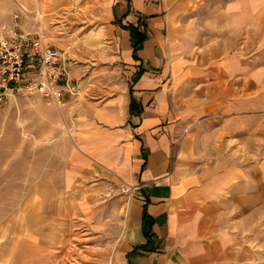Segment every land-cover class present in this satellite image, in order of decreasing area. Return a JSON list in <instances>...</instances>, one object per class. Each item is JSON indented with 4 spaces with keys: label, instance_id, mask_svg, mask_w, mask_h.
<instances>
[{
    "label": "crops",
    "instance_id": "crops-1",
    "mask_svg": "<svg viewBox=\"0 0 264 264\" xmlns=\"http://www.w3.org/2000/svg\"><path fill=\"white\" fill-rule=\"evenodd\" d=\"M13 2L75 92L0 111L26 133L0 264H50L82 189L109 182L127 199L112 264H264V0Z\"/></svg>",
    "mask_w": 264,
    "mask_h": 264
},
{
    "label": "rangeland",
    "instance_id": "rangeland-1",
    "mask_svg": "<svg viewBox=\"0 0 264 264\" xmlns=\"http://www.w3.org/2000/svg\"><path fill=\"white\" fill-rule=\"evenodd\" d=\"M13 6V0H0V27L14 21L17 13ZM50 38L52 42L60 40L58 34ZM10 99L0 111L10 107ZM9 120L8 115H3L0 127V219L11 218L25 199L24 191H21L25 181L12 178L25 173L24 144L15 148L16 142L25 140V128L17 129ZM17 150L23 154L17 155ZM110 183L82 189L76 202L81 211H76L67 221L69 226L57 229L56 256L50 264H109L119 239L127 202L123 189ZM13 230L11 228V233Z\"/></svg>",
    "mask_w": 264,
    "mask_h": 264
},
{
    "label": "built area",
    "instance_id": "built-area-1",
    "mask_svg": "<svg viewBox=\"0 0 264 264\" xmlns=\"http://www.w3.org/2000/svg\"><path fill=\"white\" fill-rule=\"evenodd\" d=\"M0 27V107L10 98L40 97L61 103L73 94L62 53L47 42L43 31L24 32L17 25Z\"/></svg>",
    "mask_w": 264,
    "mask_h": 264
},
{
    "label": "trees",
    "instance_id": "trees-1",
    "mask_svg": "<svg viewBox=\"0 0 264 264\" xmlns=\"http://www.w3.org/2000/svg\"><path fill=\"white\" fill-rule=\"evenodd\" d=\"M130 32H131V41H132L134 50L136 51V48L144 41V37L141 36L138 33L137 29L135 28H130ZM142 112H143V109L141 105L137 103L134 99H132L131 109H130L131 116L132 117L141 116Z\"/></svg>",
    "mask_w": 264,
    "mask_h": 264
},
{
    "label": "bare ground",
    "instance_id": "bare-ground-1",
    "mask_svg": "<svg viewBox=\"0 0 264 264\" xmlns=\"http://www.w3.org/2000/svg\"><path fill=\"white\" fill-rule=\"evenodd\" d=\"M112 256V255H111ZM113 263V258L111 257L110 258V261H109V264H112Z\"/></svg>",
    "mask_w": 264,
    "mask_h": 264
}]
</instances>
